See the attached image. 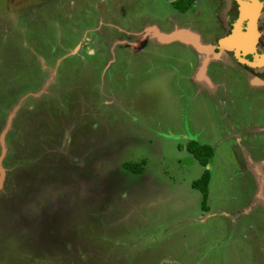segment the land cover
I'll use <instances>...</instances> for the list:
<instances>
[{
	"label": "rangeland",
	"instance_id": "rangeland-1",
	"mask_svg": "<svg viewBox=\"0 0 264 264\" xmlns=\"http://www.w3.org/2000/svg\"><path fill=\"white\" fill-rule=\"evenodd\" d=\"M228 4L0 0V264H264V86L144 34L212 43Z\"/></svg>",
	"mask_w": 264,
	"mask_h": 264
},
{
	"label": "water",
	"instance_id": "water-1",
	"mask_svg": "<svg viewBox=\"0 0 264 264\" xmlns=\"http://www.w3.org/2000/svg\"><path fill=\"white\" fill-rule=\"evenodd\" d=\"M239 1L241 2L240 8L244 11L246 8V5L244 3H242L241 0H239ZM257 6H259V5H257ZM243 15H244V12L241 15L242 18L244 17ZM240 28H241V25H240V21H239L235 24L233 31L229 35H227L224 38L219 40L218 47L219 46L224 47V48L235 47L237 50V51L235 50V52L237 55H239V52L237 49L238 46H236V44H235V39H237L236 38L237 36L238 37L240 36V35H237V32H239ZM250 28L254 29V31H252V35L250 34L251 33ZM247 29H248L247 30L248 33L246 35H247V37H249V39L252 37L250 39L252 42L253 40H255V37L257 35V33L255 31V21H254L253 17H251V20L248 23ZM144 32H145L144 33L145 35L154 36L157 39L159 38V40L162 42H170V41H174V40H179L183 43H188L191 46H193L198 52L205 54V56L206 55L208 56L210 54L213 55L214 54V48L216 47V45L214 46L211 44H205V43L201 42L199 40L198 35L196 33L192 32L191 30H189V28H176V29L169 31V32H163V31L158 30L156 27L151 26V27H148ZM245 36H243V37H245ZM243 46H244V43H243ZM206 57H204L205 60H206ZM258 58H260L261 61H257L254 64H260V63L264 62V56H258ZM4 132H6L5 129L0 134V143L2 146L1 152H0V185H1V181H2V174L4 171L2 169V166H1V159L3 158L5 151H6V148L4 147V142H3Z\"/></svg>",
	"mask_w": 264,
	"mask_h": 264
},
{
	"label": "flooded vegetation",
	"instance_id": "flooded-vegetation-1",
	"mask_svg": "<svg viewBox=\"0 0 264 264\" xmlns=\"http://www.w3.org/2000/svg\"><path fill=\"white\" fill-rule=\"evenodd\" d=\"M241 1H242V3H244L246 5L245 10H248L251 13L250 15H252L251 5H252V3H255V11H254L252 17L255 21V26L259 29L263 25V22H264V2L262 3L261 0H241ZM240 3L241 2L239 0H229V4L226 8L227 18H228L226 25H227L228 33L233 31L235 24L239 21H240V25L242 27V32L246 31V29L248 27V23L251 20V17H248V16H244L243 18L241 17L243 10L240 8ZM260 3H261V5H260ZM257 5H259V6H257ZM259 39H261L262 40L261 43L263 42V44H264V35H260ZM214 44H217V39H215ZM244 45H245V43H244ZM215 50L220 51V48L218 46H216ZM231 50L232 51H230V53H231L230 59L232 58L234 60L235 65H239V64H237V62H239V61H238V57L236 56V52H235L236 48L233 47ZM245 50H246V46L238 48L239 54L242 57H244L245 59H247L249 62L254 61V56L256 53L257 54L262 53V52H260L259 48H257V47L255 49H250L251 51H248V50L245 51ZM241 64L242 65L241 66L239 65V66L242 68H239L237 70L238 73L236 72L237 75L234 77L236 82H237V80L241 79V76L243 74H245L246 76H248V74H250V75L253 74L254 76L258 77L261 81L264 82V66H262V67L252 66L251 64H249L247 62H241ZM244 68H246L247 70L241 72V69H244Z\"/></svg>",
	"mask_w": 264,
	"mask_h": 264
},
{
	"label": "crops",
	"instance_id": "crops-1",
	"mask_svg": "<svg viewBox=\"0 0 264 264\" xmlns=\"http://www.w3.org/2000/svg\"><path fill=\"white\" fill-rule=\"evenodd\" d=\"M261 2L263 3L264 2V0H261ZM260 5H261V3H260ZM252 8H254V5H251V9ZM248 11V10H247ZM182 12V11H181ZM262 24V23H261ZM190 29V28H189ZM248 29H246V31H244V32H242V27L240 28V30H239V32H237L238 33V35H240V33L241 34H247L248 33V31H247ZM255 31H256V33H257V35H256V37H255V40H254V44H253V49H255L256 47L257 48H259V50H260V52H262L261 54H255V56H254V61H251V62H249L247 59H245L244 57H242L240 54L239 55H237L236 54V56L238 57V61L239 62H237V64H239L240 66L242 65L241 64V62H247V63H249V64H251L252 66H259V67H262V66H264V62H262V63H260V64H254L255 62H257L258 60L259 61H261V59L260 58H258V56H264V44H263V42L261 43V39H259V36L260 35H264V22H263V25L258 29L256 26H255ZM195 32V31H194ZM197 35H198V37H199V40L201 41V39L202 38H200V35H199V33H197V32H195ZM231 32H229L228 33V29H218V32L216 33V35H218V37L217 38H215V39H217V44H214V41H215V39H213L211 42L212 43H205V44H212V45H216V46H218V42H219V40L220 39H222V38H224L225 36H227V35H229ZM260 44H259V43ZM188 44V43H187ZM259 44V45H258ZM244 46H246V44L244 45ZM219 48H220V51H217V50H215V48H214V54L213 55H208L207 57H206V60L204 59L203 61H202V67H201V71L199 72V76L200 75H202L204 78H207L208 76H207V65H208V61L209 60H215V61H218L219 63H222L223 61L222 60H224V58L225 57H230L231 56V53H230V51H232L231 49L232 48H224V47H220L219 46ZM246 51V50H245ZM248 51H251V50H248ZM223 52H225L228 56H225L224 55V53ZM200 53V52H199ZM201 55H202V53H200ZM202 56H204V55H202ZM205 57V56H204ZM221 61V62H220ZM262 64V65H261ZM238 65V66H239ZM242 68V67H241ZM245 70H247L246 68H244V69H241V72H243V71H245ZM240 81H244V82H248V84H251V86H253V85H255V84H257L258 86H260V85H262V86H264V82L263 81H261L258 77H256V76H254L253 74L252 75H250V74H248V76H246L245 74H243L242 76H241V79L240 80H237V82L239 83Z\"/></svg>",
	"mask_w": 264,
	"mask_h": 264
},
{
	"label": "trees",
	"instance_id": "trees-1",
	"mask_svg": "<svg viewBox=\"0 0 264 264\" xmlns=\"http://www.w3.org/2000/svg\"><path fill=\"white\" fill-rule=\"evenodd\" d=\"M171 4L178 9L179 11L188 10L194 3V0H170ZM188 150L192 153V155L199 161V163L203 166H206L211 155H212V147L207 144H199L195 140H191L188 142ZM144 161L142 160V163ZM142 163L139 162L137 164H132L129 162H125L124 166L134 171H141ZM210 180V172L207 168L203 170L201 175L191 182V186L199 189L202 192V207L206 208V199H207V184Z\"/></svg>",
	"mask_w": 264,
	"mask_h": 264
},
{
	"label": "bare ground",
	"instance_id": "bare-ground-1",
	"mask_svg": "<svg viewBox=\"0 0 264 264\" xmlns=\"http://www.w3.org/2000/svg\"><path fill=\"white\" fill-rule=\"evenodd\" d=\"M252 5H254V8H252V15H250L251 13L249 11L247 12V10H244L243 11L244 12L243 16H248V17H252L253 16V13L255 11V3H252ZM252 31H254V29L250 28V32H251L250 34L251 35H252ZM237 35H238V33H237ZM243 36H245V34H241L240 33V36L239 37L237 36L236 37L237 39H235V44H236V46H238L237 49L241 48V47H244L243 43H246V50L253 49L254 40L252 42L250 40L252 37L249 39V37H247V35L245 37H243Z\"/></svg>",
	"mask_w": 264,
	"mask_h": 264
}]
</instances>
